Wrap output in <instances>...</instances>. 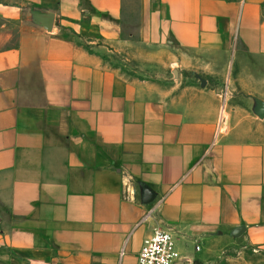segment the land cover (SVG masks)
<instances>
[{
  "label": "crops",
  "instance_id": "obj_1",
  "mask_svg": "<svg viewBox=\"0 0 264 264\" xmlns=\"http://www.w3.org/2000/svg\"><path fill=\"white\" fill-rule=\"evenodd\" d=\"M253 97L264 0H0V264H264Z\"/></svg>",
  "mask_w": 264,
  "mask_h": 264
},
{
  "label": "built area",
  "instance_id": "obj_2",
  "mask_svg": "<svg viewBox=\"0 0 264 264\" xmlns=\"http://www.w3.org/2000/svg\"><path fill=\"white\" fill-rule=\"evenodd\" d=\"M198 249V247H196ZM175 240L169 231L154 228L136 255L135 264H174L181 261Z\"/></svg>",
  "mask_w": 264,
  "mask_h": 264
},
{
  "label": "water",
  "instance_id": "obj_3",
  "mask_svg": "<svg viewBox=\"0 0 264 264\" xmlns=\"http://www.w3.org/2000/svg\"><path fill=\"white\" fill-rule=\"evenodd\" d=\"M29 12L33 16V20L36 23L40 24L45 29L50 30L51 25L53 23L52 13L35 10L32 7H29ZM200 82H201V86L205 85V81L201 78H200ZM253 101H254L253 112L257 115L258 118L260 119L264 118V102L254 97H253ZM153 198L154 196L152 192L148 188H145L143 190V202L149 203L153 200ZM236 234L240 235L241 231L237 230ZM174 264H184V263L182 261H178Z\"/></svg>",
  "mask_w": 264,
  "mask_h": 264
},
{
  "label": "rangeland",
  "instance_id": "obj_4",
  "mask_svg": "<svg viewBox=\"0 0 264 264\" xmlns=\"http://www.w3.org/2000/svg\"><path fill=\"white\" fill-rule=\"evenodd\" d=\"M126 2H127V6L129 7V9H131V8H135V6H136V3H137V0H126ZM80 42L81 43H83V44H85V45H87V43L84 41V40H80ZM120 55H118V54H114V53H107L106 54V56H104V58H105V60L107 61V62H110V60L112 61V62H114V63H118L119 62V60H120ZM122 70L124 71V72H127L126 71V68H122ZM129 72V71H128ZM131 72V71H130ZM129 72V74H132V73H130Z\"/></svg>",
  "mask_w": 264,
  "mask_h": 264
},
{
  "label": "trees",
  "instance_id": "obj_5",
  "mask_svg": "<svg viewBox=\"0 0 264 264\" xmlns=\"http://www.w3.org/2000/svg\"><path fill=\"white\" fill-rule=\"evenodd\" d=\"M85 46V48L88 50V51H90V49H89V47L87 46V45H84Z\"/></svg>",
  "mask_w": 264,
  "mask_h": 264
}]
</instances>
